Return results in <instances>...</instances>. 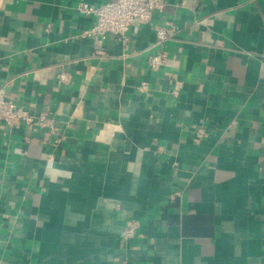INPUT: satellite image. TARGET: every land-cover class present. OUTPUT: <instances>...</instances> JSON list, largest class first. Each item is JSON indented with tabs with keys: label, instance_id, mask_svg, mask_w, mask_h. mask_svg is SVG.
<instances>
[{
	"label": "crops",
	"instance_id": "1",
	"mask_svg": "<svg viewBox=\"0 0 264 264\" xmlns=\"http://www.w3.org/2000/svg\"><path fill=\"white\" fill-rule=\"evenodd\" d=\"M115 1L0 0V87L48 120L0 123V264H264V0H165L98 53L78 6Z\"/></svg>",
	"mask_w": 264,
	"mask_h": 264
},
{
	"label": "built area",
	"instance_id": "2",
	"mask_svg": "<svg viewBox=\"0 0 264 264\" xmlns=\"http://www.w3.org/2000/svg\"><path fill=\"white\" fill-rule=\"evenodd\" d=\"M165 7V0H117L99 6L83 2L78 6V10L95 18L94 26L85 34L95 39V50L100 53L104 42L110 35L116 36L123 45H126L127 32L132 25L150 23L153 14L162 12ZM155 30L160 41H165L172 32L162 27H156ZM166 61V53L159 51L150 57L149 64L152 69H159ZM59 78L60 81L65 82L69 78V73H61ZM35 122L45 125L48 120L46 117H41L35 121L28 111L7 98L4 86L0 87V123L14 127L20 123L34 124ZM137 227L136 222H129L125 235L133 236Z\"/></svg>",
	"mask_w": 264,
	"mask_h": 264
}]
</instances>
